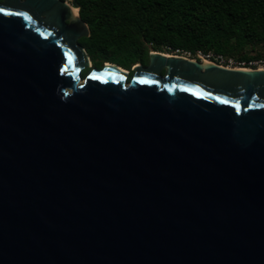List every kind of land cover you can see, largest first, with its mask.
I'll use <instances>...</instances> for the list:
<instances>
[{"label":"water","instance_id":"water-1","mask_svg":"<svg viewBox=\"0 0 264 264\" xmlns=\"http://www.w3.org/2000/svg\"><path fill=\"white\" fill-rule=\"evenodd\" d=\"M0 9V264H264V69L92 67L76 1Z\"/></svg>","mask_w":264,"mask_h":264},{"label":"trees","instance_id":"trees-1","mask_svg":"<svg viewBox=\"0 0 264 264\" xmlns=\"http://www.w3.org/2000/svg\"><path fill=\"white\" fill-rule=\"evenodd\" d=\"M73 1L90 27V35L80 42L96 67L106 61L124 68L136 62L147 65L150 51L164 49L264 56V0Z\"/></svg>","mask_w":264,"mask_h":264},{"label":"built area","instance_id":"built-area-1","mask_svg":"<svg viewBox=\"0 0 264 264\" xmlns=\"http://www.w3.org/2000/svg\"><path fill=\"white\" fill-rule=\"evenodd\" d=\"M71 2L73 0H66ZM179 51H175L173 54H178ZM190 58H199L201 60L211 61L223 66L231 68H248V69H264V57L257 58H238L233 55H227L221 52L210 50L207 52L197 51L194 55L187 52ZM183 55V54H181Z\"/></svg>","mask_w":264,"mask_h":264},{"label":"rangeland","instance_id":"rangeland-1","mask_svg":"<svg viewBox=\"0 0 264 264\" xmlns=\"http://www.w3.org/2000/svg\"><path fill=\"white\" fill-rule=\"evenodd\" d=\"M70 3H73V1H71ZM153 51V50H152ZM155 51H157V50H155ZM151 52V51H150ZM161 52V51H160ZM163 53H170V54H173V53H175V52H173V51H168V50H166V49H164V51H163ZM252 54H256L257 53V50H252V52H251ZM179 54H183V55H185V56H189V54L187 53V52H183V53H181V52H179ZM264 57V56H263ZM91 62H92V67H93V60L91 59ZM106 62H111V61H106ZM106 62H104V63H106ZM115 63V62H114ZM137 63H140V62H136V63H134L130 68H126V69H129L130 70V73H132V68L137 64ZM131 75V74H130Z\"/></svg>","mask_w":264,"mask_h":264},{"label":"bare ground","instance_id":"bare-ground-1","mask_svg":"<svg viewBox=\"0 0 264 264\" xmlns=\"http://www.w3.org/2000/svg\"><path fill=\"white\" fill-rule=\"evenodd\" d=\"M69 3H70V2H69ZM77 10H78L77 8H74V11H75V12H77ZM168 54H170V53H168Z\"/></svg>","mask_w":264,"mask_h":264},{"label":"snow or ice","instance_id":"snow-or-ice-1","mask_svg":"<svg viewBox=\"0 0 264 264\" xmlns=\"http://www.w3.org/2000/svg\"><path fill=\"white\" fill-rule=\"evenodd\" d=\"M0 11H2V9H0Z\"/></svg>","mask_w":264,"mask_h":264},{"label":"flooded vegetation","instance_id":"flooded-vegetation-1","mask_svg":"<svg viewBox=\"0 0 264 264\" xmlns=\"http://www.w3.org/2000/svg\"><path fill=\"white\" fill-rule=\"evenodd\" d=\"M141 63V62H140ZM143 64V63H142Z\"/></svg>","mask_w":264,"mask_h":264}]
</instances>
